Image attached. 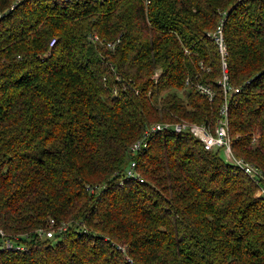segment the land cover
<instances>
[{"label": "trees", "instance_id": "trees-1", "mask_svg": "<svg viewBox=\"0 0 264 264\" xmlns=\"http://www.w3.org/2000/svg\"><path fill=\"white\" fill-rule=\"evenodd\" d=\"M224 100L264 176V0H0V228L28 234L0 264H264V198L219 147L167 129L129 148L157 120L213 130Z\"/></svg>", "mask_w": 264, "mask_h": 264}, {"label": "built area", "instance_id": "built-area-1", "mask_svg": "<svg viewBox=\"0 0 264 264\" xmlns=\"http://www.w3.org/2000/svg\"><path fill=\"white\" fill-rule=\"evenodd\" d=\"M210 34V33H209ZM214 41L217 44L218 50L221 54L222 59V67H225L224 62V54L225 47L222 38V30H221V22L216 27V29L211 33ZM91 39L98 43H104L107 47H112L113 42L104 41L99 38L97 35H92ZM53 43V37L49 39L48 45L51 46ZM187 81V79H186ZM189 83V82H188ZM221 84L222 91L224 93V97L226 94H229L233 91H237V88L232 87L227 81V75L223 73L222 77L219 80ZM196 90L207 96V98H211L212 91L211 89L204 84L196 83ZM171 129L175 132L186 131L190 133L192 136L198 138L202 142V146L205 149H213L219 147L225 156V159L239 167L249 178L253 180V182L257 185L256 194L262 195L264 198V176L261 173L260 169L239 157H235L232 153L230 143L231 140L228 135L227 129V101L224 100L223 104L219 108V116L213 126V130H209L205 125L190 122V121H167V120H159L153 121L144 126L141 134L132 140L129 145V148L132 152L139 151L141 149H145L147 146L148 137L155 132L161 130ZM124 174L126 177L136 178L139 176L138 171L135 169V160L131 159L128 161ZM55 224L54 220L50 218L47 221L46 227H37L33 230V238L35 240L49 238L54 234V229L51 228ZM65 223L59 224L57 226V230L64 229ZM28 238V234L26 232L21 234H7L0 228V250H24L26 248V243L19 239V237Z\"/></svg>", "mask_w": 264, "mask_h": 264}, {"label": "rangeland", "instance_id": "rangeland-1", "mask_svg": "<svg viewBox=\"0 0 264 264\" xmlns=\"http://www.w3.org/2000/svg\"><path fill=\"white\" fill-rule=\"evenodd\" d=\"M158 121V120H157ZM184 121V120H183ZM219 157H221L223 160L225 158L223 151L218 152Z\"/></svg>", "mask_w": 264, "mask_h": 264}]
</instances>
